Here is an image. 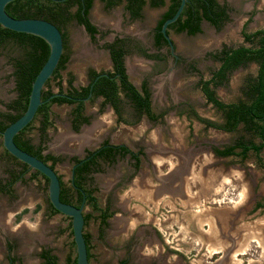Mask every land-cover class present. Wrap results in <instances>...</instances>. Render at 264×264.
Segmentation results:
<instances>
[{
	"label": "rangeland",
	"instance_id": "1",
	"mask_svg": "<svg viewBox=\"0 0 264 264\" xmlns=\"http://www.w3.org/2000/svg\"><path fill=\"white\" fill-rule=\"evenodd\" d=\"M218 1L226 2L231 8L229 21L219 30L204 25L202 31L194 35L168 31L173 52L179 57L176 64L165 57V53H162L163 60L136 54L126 58L131 83L139 89L145 80L152 110L164 112L157 121L140 117L129 124L116 122L108 106L98 111L97 99L93 105L84 104V113L90 116V122L73 131L69 126L72 105L52 104L49 107L51 124L46 130L43 153L62 158L54 164V170L64 184L69 182V158L82 157L86 149H94L103 140L140 152L137 171L132 170L131 161L125 156L93 174L97 204L103 206L109 200L112 214L100 233L97 212L87 205L82 208L84 213L90 214L83 228L89 237V264H114L135 231L150 234L139 247L142 254L150 257L163 253L166 264H212L214 257L224 253L228 256V264H247V256H258L259 244L254 242L249 246L252 240L249 237L245 240L244 236L247 228L254 227L264 212L263 208L257 213L252 209L254 202H264V149L258 159L252 153L243 161L235 156H217L213 148L220 149L240 136L246 139L247 134L241 129L224 132L206 127L194 114L221 122L220 112L206 102L198 81L208 78L218 64L209 53L222 45L243 43L242 23L246 21V31L264 28V0ZM163 9L145 5L140 18L128 19L121 5L104 8L100 0H93L89 16L107 34L95 44L73 21L66 25L68 60L60 72L61 87H68L69 77L71 86L86 84L88 68L109 69L107 52L99 44L116 35L134 37L149 53L161 54L152 47V28ZM16 54L18 51L9 47L0 51V110L4 109L2 102L15 95L10 62ZM255 69L250 63L233 70L227 81L214 88L216 97L224 103L243 98L242 80L246 75H253ZM49 88L57 90L55 79L49 82ZM132 120L128 117V121ZM36 127L37 119L27 130V136L34 143L38 142ZM7 161L0 141V179L6 178ZM249 205L252 206L246 211ZM23 209L25 212L16 220V214ZM224 213L225 219L213 220L214 215ZM208 220H213L212 224ZM223 222L227 224L226 230L231 228L232 238H236L234 244H229V237H223ZM250 222L254 225H243ZM68 223L66 216L48 210L43 180L39 176L31 179L27 172L22 181L13 184L9 195H0V264H6L3 236L10 233L19 237L16 252L21 255L22 264H39L37 253L42 247L51 249L57 262L64 263L67 256L75 255ZM209 230L217 236V242L207 237ZM222 245L227 246L226 252ZM220 261L221 258L214 263L220 264Z\"/></svg>",
	"mask_w": 264,
	"mask_h": 264
},
{
	"label": "trees",
	"instance_id": "2",
	"mask_svg": "<svg viewBox=\"0 0 264 264\" xmlns=\"http://www.w3.org/2000/svg\"><path fill=\"white\" fill-rule=\"evenodd\" d=\"M104 8L121 5L122 10L127 12L130 19H137L142 16V8L147 5L152 8L163 7L158 20L152 30V44L155 48L166 46V40L160 32L162 22L171 17L176 10L179 0H100ZM93 0H12L4 6L5 12L15 18H40L54 24L61 31L62 52L57 61L51 76L45 81L40 94L41 103L38 105L33 119L20 129L14 136L13 142L23 151L36 156L54 168V164L62 158L50 153H43L45 149L46 130L50 127L51 118L49 107L52 104L72 105L70 127L78 131L82 124H87L90 116L84 113L83 98L90 93L89 101L99 97L100 109L108 104L116 115V122L133 123L141 116L149 121H157L163 115V111L154 113L150 104V94L145 80L136 88L128 78L123 64L124 55L136 50L139 54L150 59H162L163 55L147 53L144 48L137 46L138 42L132 43L128 37H114L109 42H104L102 47L108 52L111 68L108 70L96 71L88 68L86 72V84L78 87L71 86V77L66 81L68 87H61V70L65 68L68 60L66 49V33L64 28L69 22L75 21L81 25L90 39L97 33L96 27L88 19V13ZM231 8L226 2L218 0H186L178 17L168 24V30L175 33L185 32L193 35L201 31L200 24L204 20L214 29L219 30L224 23L229 21ZM246 21L242 24L240 34L242 44L235 46L222 45L221 48L209 53L211 58L217 61L218 65L210 71L206 79L200 78L199 89L206 102L210 103L221 114V122L216 123L203 119L194 114L195 118L203 122L206 127H212L224 132H234L241 129L247 134V138L240 136L232 143L222 148H213L217 156H235L239 160H245L249 153L256 158L264 149V28H257L253 31L245 30ZM102 33L100 36H103ZM132 43V44H131ZM7 47L16 49L18 54L11 57L10 73L14 82L16 95L14 98L2 102L4 107L0 110V130L15 120L25 109L31 82L48 55V45L40 37L23 32H15L0 26V51ZM253 63L256 67L253 75H246L241 84L243 98L235 102L224 103L220 101L214 92V88L227 81L228 75L239 67H246ZM55 79L57 90L51 91L49 82ZM128 117L134 121H128ZM37 119L38 143L34 144L27 136V130L33 121ZM256 139L257 141H255ZM4 154L10 158L14 168L6 167L7 174L5 181L0 179V194L9 195L12 186L16 181H22L23 176L29 172V177L34 179L40 177L47 185L46 178L35 170L30 169L24 163L16 160L5 150ZM126 154L134 160V168H138L139 154L130 150L125 145L112 144L104 140L97 148L85 150L83 158L71 156L69 161L73 166L72 175L68 185L65 186L59 179V199L78 206L83 200V205L90 207L97 212L98 232L102 233L103 227L107 226V220L112 211L109 209V200L103 206L97 204L94 195L96 187L93 186V174L102 170V166H108L122 158ZM258 159V158H257ZM18 164V167H15ZM48 210L51 213H58L51 207L47 200ZM257 207L264 208V202H256L253 210ZM38 205L34 208L36 211ZM26 209L16 214L18 220ZM83 213V212H82ZM89 213H83L84 225L89 219ZM68 218V217H67ZM69 219V218H68ZM68 231L71 235L70 222ZM72 236V235H71ZM86 244L87 258H90L89 237L83 231ZM71 245L74 246L72 238ZM10 248V246H8ZM40 264H56V256L48 248H42L38 254ZM64 264H75V255L67 256Z\"/></svg>",
	"mask_w": 264,
	"mask_h": 264
},
{
	"label": "water",
	"instance_id": "3",
	"mask_svg": "<svg viewBox=\"0 0 264 264\" xmlns=\"http://www.w3.org/2000/svg\"><path fill=\"white\" fill-rule=\"evenodd\" d=\"M12 0H0V26L15 32H23L36 35L42 38L48 45V55L41 67L34 76L28 100L24 111L11 123L0 130V141L2 148L16 160L27 165L30 169L37 171L46 178L47 200L51 207L58 213L69 218L72 241L75 250V264H89L87 258L86 244L83 236L84 220L82 213V203L78 206L63 202L59 199V179L54 168L34 155H31L20 149L13 142V136L28 124L34 117L38 105L41 103L40 94L45 81L51 76L57 61L62 52L61 31L51 22L40 18H15L8 15L4 6ZM186 0H179V4L173 15L165 19L160 32L163 35L170 51H173V45L166 33L168 24L173 22L180 14ZM83 29V28H82ZM73 167L71 168L72 175ZM226 218V213L223 214ZM213 216V215H212ZM222 215H214L213 220L221 218ZM224 218V219H225ZM213 220H208L212 224ZM211 230L212 225H210ZM210 230V231H211ZM60 264V263H56Z\"/></svg>",
	"mask_w": 264,
	"mask_h": 264
},
{
	"label": "flooded vegetation",
	"instance_id": "4",
	"mask_svg": "<svg viewBox=\"0 0 264 264\" xmlns=\"http://www.w3.org/2000/svg\"><path fill=\"white\" fill-rule=\"evenodd\" d=\"M102 2V1H101ZM103 3V2H102ZM104 7V6H103ZM88 19L90 20V22L96 27V29H97V33H95L94 34V38L93 39H90V37L88 36V34L85 32V30L84 29H82L83 27L81 26V25H79V24H77L75 21H73L77 26H79V27H81V30L84 32V34L87 36V38H88V40H90L92 43H98V41H100V40H103V38H104V36H106V32L105 31H103L102 30V28H101V26H99L98 24H95V23H93V21L91 20V18H90V16H89V13H88ZM152 30H153V28H152ZM102 33H105L103 36H100ZM114 37H119V38H124V37H128V38H130V39H132V43H135V42H138V45L137 46H141L142 48H144V46L140 43V41L138 40V39H136V38H134V37H131V36H128V35H123V36H120V35H116V36H114ZM114 37H112L111 38V40L114 38ZM111 40H109V41H111ZM109 41H102L100 44H99V47L101 48V49H103V50H105L106 52H107V50L105 49V48H103L102 47V44L104 43V42H109ZM131 43V44H132ZM67 43H65V45H66ZM153 45V44H152ZM152 47H154V46H152ZM165 48V51L164 52H162L161 50H162V48ZM155 48V47H154ZM174 49V48H173ZM147 53H149V50L148 49H144ZM160 51L161 52V54H158V55H163L162 53H165V57H170V59H171V61L172 62H178V59H179V57H177V55L172 51H170V49H169V46H168V44L166 43V46H161V47H159V48H157V51ZM131 54H136V55H140V56H142V57H144L143 55H141V54H139V52H136V50H132V52L131 53H128V54H126V55H124V57H123V64H124V67H125V60H126V58L127 57H129ZM107 56H108V52H107ZM146 58V57H145ZM108 59H109V56H108ZM150 59V58H149ZM152 60H158V59H152ZM161 60H163V59H161ZM109 62H110V59H109ZM111 68V62H110V67H109V69ZM108 70V69H107ZM125 72L127 73V69H126V67H125ZM87 82V81H86ZM13 88H14V82H13ZM14 92H15V90H14ZM15 95H16V92H15ZM15 95H14V97H15ZM89 96H90V93H88V95L85 97V98H83V110H84V104H85V102H87L89 105H93V103L97 100V99H99V108H98V111H99V109H100V98L99 97H97L95 100H93V101H89ZM13 97V98H14ZM105 106H108L111 110H112V108L110 107V105H108V104H106ZM104 106V107H105ZM103 107V108H104ZM102 108V109H103ZM102 111V110H101ZM100 112V111H99ZM112 112H113V110H112ZM114 113V112H113ZM164 114V113H163ZM115 115V114H114ZM115 117H116V115H115ZM141 117H144L147 121H149L145 116H141ZM89 122H90V120H89ZM88 122V123H89ZM87 123V124H88ZM82 125H86V124H82ZM104 141V140H103ZM102 141V142H103ZM102 142H100L99 143V145L102 143ZM109 142V141H108ZM34 143V142H33ZM38 143V142H37ZM37 143H34V144H37ZM112 144H114V143H112ZM118 144H121V143H118ZM98 145V146H99ZM121 145H124V144H121ZM97 146V147H98ZM97 147H95V148H97ZM87 150H89V149H87ZM134 151V150H133ZM85 155V151H84V154H83V156ZM83 156L82 157H80V158H83ZM125 156H127V158L131 161V165H132V170L133 171H137V169H135L134 168V165H133V162H134V160L133 159H131L130 157H129V155L128 154H126ZM124 156V157H125ZM7 157V156H6ZM8 158V157H7ZM9 159V161H7L8 162V164H7V167H8V169L9 168H13V166H14V164L12 163V161L10 160V158H8ZM112 165V164H111ZM73 166L71 165V167H70V176H69V179L71 178V168H72ZM58 174V173H57ZM59 175V174H58ZM60 176V175H59ZM6 178H7V174H6ZM6 178L5 179H2L1 178V181L3 182V181H5L6 180ZM60 178H61V176H60ZM62 181V180H61ZM63 182V181H62ZM64 184V183H63ZM68 184H65V186H67ZM211 186H212V184H211ZM212 189H213V191H214V189H215V187L213 188L212 187ZM81 203H82V208L85 206V205H83V200L81 201ZM80 203V204H81ZM109 204H111L110 203V201L108 202ZM254 205H255V203H254ZM110 208H111V206H110ZM109 208V209H110ZM257 208H259V209H261L262 207H257ZM264 209V208H263ZM255 210V209H254ZM82 212H83V210H82ZM84 213V212H83ZM109 219V218H108ZM224 223V222H223ZM107 225H108V220H107ZM146 231V230H145ZM141 232V231H140ZM260 234V233H259ZM149 235L150 234H148L147 233V231H146V233L144 232H141V233H137V231H135L134 233H133V235H131V238L127 241V243L126 244H124L123 245V252H122V255L119 257V255H117L116 256V258H115V262H114V264H164L165 262H166V256L165 255H162L163 253H158V255H156V254H154V255H152V256H150V257H146L144 254H142V253H144V252H142L141 251V249L139 248L142 244L141 243H144L146 240H147V238H149ZM228 238V236H224V238ZM3 243H4V258H5V260H6V264H22V257H21V255H17V248H18V246H19V237H13L12 235H11V233L10 234H6L5 236H3ZM8 246H10V248H8ZM222 246H224L223 247V251L224 252H226L225 250L227 249V246H225V245H222ZM260 246V245H259ZM143 247V246H142ZM42 248H48V247H42ZM42 248H40L39 249V251H38V253H37V257H38V254H39V252H40V250L42 249ZM207 248V247H206ZM49 249V248H48ZM51 250V249H50ZM259 250H261L260 249V247H259ZM52 253V252H51ZM53 254V253H52ZM224 254H226V253H224ZM224 254H220V255H217L216 257H214L213 259H212V264H215L214 262H216L218 259H220L221 258V261H220V264L221 263H223V264H228V256L227 255H224ZM243 254H245V253H243ZM258 255V257H261V254H257ZM138 256H140L142 259H136ZM217 259V260H216ZM140 261V262H139ZM56 262H57V259H56ZM57 263H59V262H57ZM167 263V262H166ZM165 263V264H166ZM40 264V263H39ZM60 264H64V263H60ZM178 264H180V262L178 263Z\"/></svg>",
	"mask_w": 264,
	"mask_h": 264
},
{
	"label": "crops",
	"instance_id": "5",
	"mask_svg": "<svg viewBox=\"0 0 264 264\" xmlns=\"http://www.w3.org/2000/svg\"><path fill=\"white\" fill-rule=\"evenodd\" d=\"M220 2V1H219ZM163 11V10H162ZM124 12V11H123ZM162 13V12H161ZM160 13V14H161ZM124 15H127V17H128V14H127V12H124ZM229 18H230V13H229ZM128 19H130L129 17H128ZM138 19V18H137ZM158 20V19H157ZM225 24V23H224ZM243 24V23H242ZM204 25H209V26H211L208 22H206V21H202L201 22V24H200V27H201V31H202V26H204ZM242 26V25H241ZM212 27V26H211ZM213 28V27H212ZM214 29V28H213ZM241 29V28H240ZM255 30V29H254ZM169 31V30H168ZM200 31V32H201ZM199 32V33H200ZM180 33H184V34H186L185 32H180ZM187 35V34H186ZM194 35V34H193ZM144 49H145V47H144ZM149 59V58H148ZM161 60V59H160ZM177 62H173V64H176ZM218 65V64H217ZM125 67H126V64H125ZM240 68V67H239ZM126 69H127V67H126ZM209 75H210V73H209ZM209 77V76H208ZM133 84V83H132ZM102 112V111H101ZM114 114V113H113ZM115 116V115H114ZM70 118H71V116H70ZM116 120V119H115ZM87 125V124H86ZM69 126H70V120H69ZM81 126H83V125H81ZM80 126V127H81ZM80 127H79V129H80ZM71 128V127H70ZM0 195H3V196H7L6 194H0ZM257 202V201H256ZM256 202H254V203H256ZM254 203H253V206L252 205H249V207H247L246 208V211L247 210H249V208H251V206H252V209H253V207H254ZM256 210V211H255ZM254 211L257 213L258 211L257 210H259V208H256ZM224 224V230H223V236H228L229 237V244H231L232 242H233V244H234V239H236V238H232V234H231V228H228V230H226V228H227V224L226 223H223ZM256 225H254V223L252 224V222H250V224H247V223H245V224H243L245 227H248V225H254V227H252V228H250V229H248L247 228V230H246V232H245V240L249 237L250 238V240H252V241H249V246L251 245V243H254L255 242V244L256 243H258L260 246V249L261 250H259L258 251V253L259 254H261V257H258V256H252V257H250V256H247L246 258V260H247V264H264V212H263V214H262V217L260 218V220H258L257 221V223H255ZM240 226H242V225H240ZM251 227V226H250ZM260 233V234H259ZM241 236V235H240ZM248 238V239H249ZM257 245V244H256ZM257 253V254H258ZM256 254V255H257ZM230 260H232V259H230Z\"/></svg>",
	"mask_w": 264,
	"mask_h": 264
},
{
	"label": "bare ground",
	"instance_id": "6",
	"mask_svg": "<svg viewBox=\"0 0 264 264\" xmlns=\"http://www.w3.org/2000/svg\"><path fill=\"white\" fill-rule=\"evenodd\" d=\"M180 168V170H181V172L182 171H184V167L181 165V167H179ZM175 173V172H174ZM177 174V173H176ZM180 174V173H179ZM223 219L225 218V216L224 215H222L221 216ZM193 218V217H192ZM211 229V228H210ZM209 232H210V230H209ZM212 232H210V233H208L209 235H207V237L209 238H212V240H210L211 242H213V243H215V242H217V236H215V235H212L211 234ZM223 235V234H222ZM219 237V236H218ZM224 237V236H223ZM225 239L223 238V241H224ZM210 246H211V244H210ZM212 246H214V245H212ZM216 248V247H215ZM214 249V248H213ZM239 253V252H238Z\"/></svg>",
	"mask_w": 264,
	"mask_h": 264
}]
</instances>
